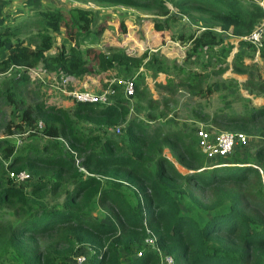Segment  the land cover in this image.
Here are the masks:
<instances>
[{
    "label": "trees",
    "instance_id": "1",
    "mask_svg": "<svg viewBox=\"0 0 264 264\" xmlns=\"http://www.w3.org/2000/svg\"><path fill=\"white\" fill-rule=\"evenodd\" d=\"M77 1L149 14L145 18L152 23L154 38L161 35L150 41L152 45L166 41L165 30L176 20L184 18L190 24L196 17L202 29L170 38L185 44L183 60L188 66H212L215 74L226 66L229 46L222 44L223 33L240 38L264 18L255 0ZM92 22L90 10L72 8L66 15L58 9L36 10L0 26V50L7 51L0 59V74L10 76L9 86H0V205L12 216L0 220V264H72L69 259L83 247L90 251L85 264H161L158 253L147 247L123 261L149 237L171 264H264V143L227 162V155L207 160L199 150L196 127L172 129L177 121L175 114L168 115L172 98L153 99L134 71L148 60L160 64L157 56L117 45L98 49L94 42L104 23L93 30ZM29 29L36 31L21 37ZM63 29L71 38L53 46L47 33ZM239 44L254 50L244 40ZM52 48L54 52H48ZM257 54L264 62V40ZM230 63L233 72L246 73L243 87L249 94L264 93V78L255 64H243L238 52ZM37 66L56 78H81L122 67L125 73L134 71L126 77L132 78L133 94L125 97L120 85L112 83L114 91L106 104H48L40 80L30 79L27 72ZM205 76L188 67L177 85L204 96L210 93L202 87ZM174 87L172 80L162 86L165 91ZM131 98L145 106L140 117H129ZM247 107L212 116L194 108L190 114L217 131L264 140V106ZM6 108L15 114L14 120ZM78 123L89 124L91 133L76 134ZM117 126L120 135L110 137L108 129ZM25 135L51 142L41 153L28 145L16 154L15 142L9 139ZM164 148L187 170L185 174L165 157ZM20 170L33 177L29 196L22 187L29 177L15 183L7 175ZM180 200L210 214L198 223L182 212ZM39 204L43 207L36 208ZM93 210L101 211L103 219L92 216Z\"/></svg>",
    "mask_w": 264,
    "mask_h": 264
},
{
    "label": "rangeland",
    "instance_id": "2",
    "mask_svg": "<svg viewBox=\"0 0 264 264\" xmlns=\"http://www.w3.org/2000/svg\"><path fill=\"white\" fill-rule=\"evenodd\" d=\"M257 2H263V0H255ZM72 8H81V9H87L91 11L92 14V26L91 29L94 30L95 26L97 24H102L101 22L104 23V27L103 30L101 32V35L104 34L103 36L100 35L99 39L97 41H100L98 43L97 47L98 49H103L104 46L106 45V41L107 42H114V43H118L119 40H121L119 38V35L122 36V39H125V46L122 47L124 49H126L129 52H134L135 54L142 52V51H148V48L151 46L150 45V41L152 42L154 40L153 38V34L154 31L152 30V23L151 21H149L148 17L150 16L149 14H143L141 12H137L136 10L132 9V8H127V7H122V6H115V5H95L93 3L90 2H82V1H77V0H0V26L2 24L5 23H16L21 19L27 18L29 16H32V14L34 13V11L36 10H53V9H58L63 15H66V12H68V10L72 9ZM196 17L192 16V20H190V24L188 23V21L184 18L178 19L176 20L174 23L169 25V29L165 30V37L167 40V38H170L171 36H178V35H182V36H187L188 34L194 32L199 26V24L201 23V21L196 20ZM36 29H29L26 32L21 33V37L26 35V34H30L32 32H35ZM164 34H162L164 36ZM47 35L49 36L53 46H56L59 44V42H63V40H67L71 37L68 36L66 30H62V31H57V32H52V33H47ZM162 36V37H163ZM229 37V36H227ZM65 38V39H64ZM225 36L223 37V41L225 40ZM157 40L161 39V35H157L156 36ZM72 40V39H71ZM176 40V39H175ZM178 41V40H176ZM179 42V41H178ZM65 43V42H64ZM70 43V42H69ZM95 43V42H94ZM163 43V42H162ZM179 44H184L182 42H179ZM159 44L155 45V46H151V47H156ZM185 45V44H184ZM224 45V44H223ZM6 46V45H5ZM157 48V47H156ZM173 48H175V46H173L170 43H167L166 46H164L162 48V50L164 52L166 51H171ZM55 48H52L51 50H49L48 52H54ZM150 51V50H149ZM252 50H250V54L247 53L248 56H251ZM174 52V51H173ZM158 56L157 59H159L162 62V58H161V53H159L158 51L155 52ZM6 55V51L5 50H0V59L4 58ZM228 55V54H227ZM164 56V55H163ZM165 58V57H164ZM144 63H147L148 66H152L153 64H155V62L151 63L150 60L145 61ZM166 64H168V62H166ZM171 68H175V64H170ZM143 66V65H142ZM141 66V67H142ZM166 66V65H165ZM179 66V65H177ZM194 66H198V64H192L190 66L186 65H181L182 68H193ZM140 67V68H141ZM167 68V66H166ZM226 68V66H225ZM224 68V69H225ZM138 69V68H136ZM146 72L147 70V66L143 68ZM258 72H259V68H257ZM260 70L263 71L264 73V66L261 65ZM135 72H137L136 70H134ZM133 73H126L125 76H122L121 79H124L126 77L131 76ZM171 71L175 72L176 70L171 69ZM139 73H141L139 71ZM259 74V73H258ZM117 75V74H116ZM219 74H215L212 73V71H209L206 73L205 76V80L203 81V86L210 88L211 84H216V88L213 89V92L211 94H206L208 95V99L205 98V94L204 96H197L194 95L193 93H190V91H186L185 89H182V87H180L178 84V79L174 80V78H170L169 80L174 81L175 87L173 89V91H165L164 93L161 92V94L158 96V100H160L162 97H166L169 96L172 98V100L177 104L179 107H181V113H176L175 112V116L174 118H177V121H174V124H171V128L174 129L175 127H183V128H189L191 127H198L199 125H201L205 130L210 131L212 133L218 132L217 130H215L209 123H205L203 121H194V120H184L183 118L184 115H186V110L190 109H199L200 112L212 116L215 113H237V112H242V109L245 108L247 109V106H251L249 102V100L246 99H242L240 98V100H236L235 98V88L232 82H230L229 80L224 81V85H226V88L222 86V83L220 82V78L218 76ZM120 77V76H115ZM208 77V78H207ZM3 78H7L10 79V76H6L5 74H1L0 76V86H1V80H3ZM227 89L229 90V92H227ZM155 90H157L155 88ZM205 91V88H204ZM232 91V92H231ZM176 100V101H175ZM197 100V103L195 104ZM134 98H131V100L129 101L130 104V109H129V114H134L135 111H131V108L133 106H131V102L133 103ZM182 103H184V105H182ZM250 103V104H249ZM253 107V106H251ZM255 107V106H254ZM132 110H134V108H132ZM7 111V116L8 118H12L13 120L15 119V114L11 113L9 111V109L6 108ZM135 117V116H133ZM174 127V128H173ZM184 129V130H187ZM108 135L110 137H117L118 135H120L119 133H114V128H110L108 129ZM76 134H82V135H89L92 131L91 126L87 123H78L76 125ZM1 138V135H0ZM16 137H10L9 141L10 142H14V139ZM255 138H251L248 139V142L246 145L244 146H236L230 154H228L225 158V160L223 161H228L226 159L230 158V157H234L236 154H244L248 155L249 153H252L254 148L257 146V140H253ZM251 140V141H250ZM50 144V140H46L44 138H42L41 136H29V135H25L22 137H18V142L16 141L14 144L15 146V153L16 154H21L23 153L24 149L26 148V146H32V148H34L35 150H37L38 152L41 151V148L43 147V145L45 143ZM42 152V151H41ZM40 152V153H41ZM170 158H172L170 156ZM173 159V158H172ZM247 159H249V157H247ZM174 160V159H173ZM208 162V161H207ZM214 161H209L208 163H213ZM174 165L175 167L182 173L185 174L187 172V170H185L184 168L180 167L179 165H177L174 161ZM29 176V174H28ZM30 178V177H29ZM32 178L27 180V182L22 186L24 191L26 192V194L29 196L30 195V185L32 184ZM60 201V200H59ZM37 203L36 201H33V206H35V204ZM179 204L181 206L182 212L192 216L193 218H195L197 220L198 223H201L204 221L205 218L208 217V215L210 213H204L201 212L199 210H197L193 205L191 206L190 204H188L186 201H179ZM38 207H43L42 205L40 206L37 205L36 208ZM91 215L96 217V218H102L103 219V214L101 211L98 210H93L91 212ZM12 216L10 214V211L6 208H4L3 206L0 205V220H5V219H11ZM144 249H146V246H140L138 247L134 252L129 253V255H126L125 259H123V261L128 260L131 257L137 256V252H142ZM74 254H81L84 257V263H86V259L88 258L90 251L88 248L83 247L80 248L78 250H76V252ZM72 256L69 259L70 262H72Z\"/></svg>",
    "mask_w": 264,
    "mask_h": 264
},
{
    "label": "crops",
    "instance_id": "3",
    "mask_svg": "<svg viewBox=\"0 0 264 264\" xmlns=\"http://www.w3.org/2000/svg\"><path fill=\"white\" fill-rule=\"evenodd\" d=\"M199 27V26H196ZM200 29H202L201 27H199ZM216 32H219L217 29L215 30ZM221 34V33H220ZM104 34H102L101 36H103ZM154 35H156L155 33L153 34V38ZM226 37L225 40L223 41L222 44H224V46H229V50H228V55L225 58V62H226V68L223 70L222 73H220L218 76L220 78V82L222 83V86L226 88V85H224V81L229 80L230 82L233 83L235 91L237 94H235V98L236 100H240V98L242 99H248L251 106H264V93H259V94H249L243 87V83L246 80L247 76L246 73H235L232 71V67H231V59L234 55V53L238 52L242 58V62L245 65L248 64H255L256 68H259V72L257 70V73H259L260 78H264V73L263 71L260 70L261 65L264 66V62L262 60H260V58L258 57L257 51L254 49L252 50V48L250 46H247L246 44H239V41L241 40L238 37H233L229 34H225L223 33V37ZM229 36V37H227ZM156 37V36H155ZM264 37V34H263ZM119 38L121 40H119L118 43H114V42H107L106 41V45H117L120 47H124L125 44V39H122V36L119 35ZM156 40V38H154ZM100 41H95L94 45L97 46L98 43ZM167 43L172 44L173 46H175V48H173L171 51H166L164 52L162 50V48L164 46H166ZM151 46H155L150 44ZM149 47L148 51L149 54L153 53L154 55L158 56L155 52H159L163 55H161L162 58V62L160 64H158V62H155V64H153L152 66H148L147 63H144L143 66L141 68H138L136 71L137 72H141L140 74V78L143 79L144 83L146 84V87L149 91V93L151 94V97L153 99H157L158 96L162 93H164L165 91H163L164 89L162 88L165 87V84L167 83V81L170 78H174V80H179L182 76H183V72L187 69L185 68L184 70L178 71V67H181V65H186L187 62H185L183 60V56H184V49H185V45L184 44H179L178 41H176L175 39H171V38H167L166 41H164L163 43H160L158 46L156 47ZM250 50L252 55L248 56L247 53L250 54ZM6 51V50H5ZM174 51V52H173ZM7 53V51H6ZM6 56V55H5ZM165 57V58H164ZM166 62H168V64H166ZM175 64V68H171L176 70L175 72L171 71L170 64ZM167 68H166V66ZM179 65V66H177ZM222 66H224V63L221 64ZM147 66V70L145 72V70L143 69L144 67ZM196 69H200L202 70V72H204L205 74L211 70L214 69V67L212 66H206L204 68H202L201 66H194L191 70H196ZM183 71V72H182ZM135 72V73H137ZM156 72V73H155ZM120 76L119 78H121L122 76H125V71L123 70L122 67H114L113 69L110 70H106L104 72L98 73V74H88V75H83L81 78H74L71 76H68V84L67 87L68 88H89L92 90H99L100 88H103L106 84V82H108L110 79L116 78L115 76ZM6 76H8L9 74H5ZM1 76V74H0ZM118 78V77H117ZM208 78V77H207ZM205 80V79H204ZM10 83V79L7 78H3V80H1V87L2 88H6L9 86ZM214 83V82H213ZM211 84L210 86V93L211 94L213 92V89L216 88V84ZM202 87L205 88V86H203L202 83ZM41 88L42 90H44L45 92V98H46V103L48 104H53L56 106H60V107H69L73 104L72 101H70L68 98H66L63 94H61L59 91H55V88L53 86H49V84L47 82H41ZM155 88L157 90H155ZM121 89V88H120ZM163 89V90H162ZM206 90L204 91V93L208 90L207 87L205 88ZM227 92H229V90L227 89ZM232 92V91H231ZM201 97V96H199ZM205 98L208 99V95H205ZM176 101V100H175ZM197 103V100L195 102V104ZM133 104V106H132ZM179 104V102H178ZM174 101H172L171 104H169L168 109L170 110L168 112V115L171 114H175L176 113H181V107H179ZM182 105H184V103H182ZM131 106L132 108H134V110L131 111H135L134 114H129V117L132 118L133 116L135 117H140L142 112H145V106L143 104V102H138L135 100L133 103L131 102ZM186 115H184L183 118L184 120H193L192 116L190 114V109L186 110ZM169 117V116H168ZM170 118V117H169ZM187 129V128H184ZM115 133V132H114ZM2 137V136H1ZM255 140V139H253ZM257 140V144L260 143H264V140L261 138H256ZM18 141V139H14V142ZM163 154L165 155V157H167L169 160H171L174 163V160L172 158H170V154L168 152V150L166 148L163 149Z\"/></svg>",
    "mask_w": 264,
    "mask_h": 264
},
{
    "label": "built area",
    "instance_id": "4",
    "mask_svg": "<svg viewBox=\"0 0 264 264\" xmlns=\"http://www.w3.org/2000/svg\"><path fill=\"white\" fill-rule=\"evenodd\" d=\"M260 5L264 11V5L260 2ZM264 18L261 22L254 27V29L247 35L242 36L241 39L250 43L254 49L260 47L264 40ZM28 75L31 79L40 80V82H47L49 86H53L55 91H59L66 98H68L73 103H108V96L113 93L112 83L120 85L122 94L125 97H130L133 94V81L132 78H113L106 82V85L99 90H92L89 88H68V76L60 75L56 78L54 73H46L41 69L40 66L36 68L28 69ZM40 125V124H39ZM120 126L114 128V132L119 133ZM195 135L198 138V147L200 152L204 155L207 160H213L219 157H224L231 153L236 145H246L249 137L244 133L237 132L231 133L227 131H218L212 133L205 130L201 125L196 127ZM18 142V141H17ZM75 164L78 161L75 160ZM80 170H83L81 167ZM9 178H11L15 183H20L25 181L29 176L26 171L20 170L18 172H7ZM143 245L151 250H155L160 258L161 264H171V258L166 255H162L159 250L155 247L153 238H146L143 240ZM141 252H137V256ZM72 264H83L84 257L81 254H74L72 256Z\"/></svg>",
    "mask_w": 264,
    "mask_h": 264
},
{
    "label": "clouds",
    "instance_id": "5",
    "mask_svg": "<svg viewBox=\"0 0 264 264\" xmlns=\"http://www.w3.org/2000/svg\"><path fill=\"white\" fill-rule=\"evenodd\" d=\"M259 4H260V2H258ZM262 4H263V2H262ZM240 39H241V37H240ZM242 40V39H241ZM5 74H7V73H5ZM31 79V78H30Z\"/></svg>",
    "mask_w": 264,
    "mask_h": 264
}]
</instances>
